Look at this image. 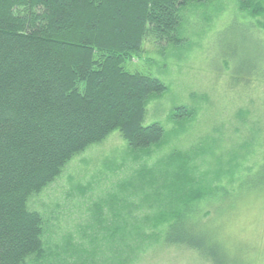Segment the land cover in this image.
Returning a JSON list of instances; mask_svg holds the SVG:
<instances>
[{
  "label": "trees",
  "instance_id": "trees-1",
  "mask_svg": "<svg viewBox=\"0 0 264 264\" xmlns=\"http://www.w3.org/2000/svg\"><path fill=\"white\" fill-rule=\"evenodd\" d=\"M208 1L0 0V264L43 263L46 222L30 200L76 155L117 131L134 153L148 154L162 146L164 128L159 123L146 126L145 119L147 105L167 87L151 74L132 72L127 64L140 57L148 38L159 44L177 41L183 11ZM240 4L253 16L264 13L259 3ZM178 111L179 119L196 114ZM165 160L156 170L144 169L137 179L147 188L145 200L162 207L157 213L161 221H142L148 225L144 230L130 212H114L116 230L124 238L113 241L133 254L129 240L155 238L195 250L213 264H226L222 259L228 256L223 247L221 253L214 249V237L190 226L205 189L192 186L186 158H170L178 173L177 190L157 189L160 181L167 183L169 174L158 177L156 172L167 168ZM159 190L170 192L168 205L154 194ZM171 197L183 208L173 210ZM79 252L80 247L68 245L59 262L98 263L89 256L83 261ZM123 254L121 261L109 259L110 264L127 262ZM102 255L100 261L108 264L106 253Z\"/></svg>",
  "mask_w": 264,
  "mask_h": 264
},
{
  "label": "rangeland",
  "instance_id": "rangeland-1",
  "mask_svg": "<svg viewBox=\"0 0 264 264\" xmlns=\"http://www.w3.org/2000/svg\"><path fill=\"white\" fill-rule=\"evenodd\" d=\"M250 1L264 8V0ZM127 68L166 85L167 91L147 105L145 119L146 126L159 123L164 128V142L148 154L134 153L114 132L76 155L35 195L30 206L46 222L48 253L41 264H61L58 258L68 245L80 247L77 257L83 261L98 258L96 264H107L100 261L102 253L108 264L112 258L121 261V251L129 259L122 264H213L195 250L155 238L129 240L133 254L113 241L124 238L116 230L114 212H130L144 230L148 225L142 221H161L157 213L162 207L145 200L147 188L137 179L166 158L168 169L156 172L158 177L169 174L167 183L160 181L157 189L177 190L173 155L186 158L192 186L205 189L190 226L211 234L219 253L223 247L228 258L222 263L264 264V13L251 15L242 10L240 0L189 7L183 11L177 41L159 44L148 38L140 57ZM181 108L196 114L179 119ZM169 193L154 194L166 206ZM171 204L173 210L183 208L172 197Z\"/></svg>",
  "mask_w": 264,
  "mask_h": 264
}]
</instances>
